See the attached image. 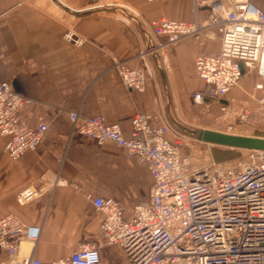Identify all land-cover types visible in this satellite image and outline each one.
<instances>
[{
	"label": "crops",
	"instance_id": "obj_1",
	"mask_svg": "<svg viewBox=\"0 0 264 264\" xmlns=\"http://www.w3.org/2000/svg\"><path fill=\"white\" fill-rule=\"evenodd\" d=\"M251 1L264 11L263 0ZM205 15V8L198 9V19ZM195 17L192 0H0V83H10L32 100L20 110L30 126L47 127L36 149L15 162L9 160L6 139L0 135V218L11 214L25 225L40 227L32 252L22 245L25 254L49 264L67 257L80 243L99 239L101 214L88 195L111 199L129 213L149 199L153 186L145 164L113 142L97 143L73 132L68 113L117 124L125 138L136 114L155 115L156 123L167 122L178 132V125L213 129L228 119L222 132L230 133L238 106L259 97L256 79L247 73L227 94L233 104L227 116L215 103L207 110L194 104L192 95L203 83L193 61L219 51L216 34L185 39L164 56H149L144 93L124 87L113 66L142 65L139 55L153 39L151 23ZM67 31L84 43H68L63 38ZM29 185L42 192L20 207L15 194ZM100 255L104 264L125 262L114 246L102 247Z\"/></svg>",
	"mask_w": 264,
	"mask_h": 264
},
{
	"label": "built area",
	"instance_id": "obj_2",
	"mask_svg": "<svg viewBox=\"0 0 264 264\" xmlns=\"http://www.w3.org/2000/svg\"><path fill=\"white\" fill-rule=\"evenodd\" d=\"M192 6L193 21L162 18L151 23L153 39L139 55L141 66L114 64L124 87L144 93L149 56H164L185 39L216 34L219 51L193 61L203 83V89L192 95L194 104L207 110L215 103L227 116L233 105L228 92L250 73L256 79L254 89L260 92L255 101L264 116V11L251 0H192ZM200 8L206 9L203 19L197 18ZM63 38L74 46L84 43L71 31ZM31 102L10 83H0V135L12 162L35 150L47 128L42 123L32 127L22 118L21 108ZM250 115L247 107L237 112L227 134L249 122ZM68 118L73 132L97 143L113 142L145 164L153 186L149 199L129 213L111 199L88 195L101 214L99 239L80 243L67 257L49 264H104L100 255L104 246L119 248L124 264H264V151L245 150L237 161L216 163L210 153L185 155L183 136L167 122L156 123L158 117L152 114L134 115L128 138L117 124H107L101 117L70 112ZM41 192L26 186L15 194L16 204L22 207ZM39 234L40 227L25 225L14 215L1 217L0 255L5 257L0 264H43L22 251L26 244L32 252Z\"/></svg>",
	"mask_w": 264,
	"mask_h": 264
},
{
	"label": "rangeland",
	"instance_id": "obj_3",
	"mask_svg": "<svg viewBox=\"0 0 264 264\" xmlns=\"http://www.w3.org/2000/svg\"><path fill=\"white\" fill-rule=\"evenodd\" d=\"M241 106L242 105L238 106V114L242 109L247 107L250 110V114H251L249 122H247L244 126L241 127L238 126L237 130L231 132H233L235 135L264 139V116L262 115V111L259 109L256 101L252 100L249 104H247L246 107H241ZM202 117L204 116L202 115ZM226 122L230 123V121L226 119L224 120V123L218 125L216 128L206 129V130L222 132V130H224L223 126H226L227 124ZM186 127L190 129H196L193 128L192 126L186 125ZM179 133L183 136L181 137V141L184 145L183 153L190 157L194 155H196L197 157H200V155L207 156L208 153H210L211 156H213L214 158L215 157L223 158V159L225 158L224 159L225 162L232 163L234 161L243 158V156L246 153L244 149H230V148L218 147V146H208L204 143L197 142L192 136H190L189 134H187V132L183 130H181V132L179 131ZM208 148L210 149V152L208 151Z\"/></svg>",
	"mask_w": 264,
	"mask_h": 264
},
{
	"label": "water",
	"instance_id": "obj_4",
	"mask_svg": "<svg viewBox=\"0 0 264 264\" xmlns=\"http://www.w3.org/2000/svg\"><path fill=\"white\" fill-rule=\"evenodd\" d=\"M178 127L187 132V134L192 136L197 142L210 146L264 151V139L227 134L206 129H190L180 125H178Z\"/></svg>",
	"mask_w": 264,
	"mask_h": 264
},
{
	"label": "trees",
	"instance_id": "obj_5",
	"mask_svg": "<svg viewBox=\"0 0 264 264\" xmlns=\"http://www.w3.org/2000/svg\"><path fill=\"white\" fill-rule=\"evenodd\" d=\"M223 151V150H222ZM224 152H226V151H224ZM213 157V156H212ZM213 159H214V161L216 162V163H224L225 162V158L223 159V158H217V157H213Z\"/></svg>",
	"mask_w": 264,
	"mask_h": 264
}]
</instances>
